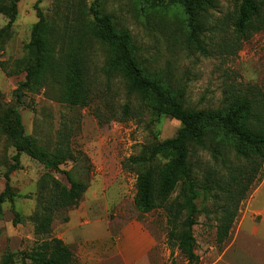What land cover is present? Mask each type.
<instances>
[{"label": "rangeland", "instance_id": "1", "mask_svg": "<svg viewBox=\"0 0 264 264\" xmlns=\"http://www.w3.org/2000/svg\"><path fill=\"white\" fill-rule=\"evenodd\" d=\"M36 1H19L11 32L0 44V107H18L26 133L44 146L54 148L60 134L63 135L74 157L61 164V172L52 171L62 183L70 185L65 171L77 179L89 174V187L79 204L58 211L51 236L63 230L70 213L72 223L78 225L84 215L77 212H98L99 220L94 226L99 237L106 236L108 219L114 237L110 242L114 243L122 224L136 219L155 236L158 251L166 254L165 264H187L184 254L169 241L165 208L139 211L134 203L136 171L122 168L126 158L141 155L153 144L174 136L181 122L168 115L153 114L129 94L123 77L106 69L105 45L89 36L76 39L71 9L80 0H41L39 5L44 15L58 24L56 44H71L87 54L90 101L85 106L69 105L60 101L51 88L37 92L23 89L22 62L28 53L32 26L38 20ZM84 1L89 11L90 5L99 0ZM156 4L150 0H106L104 11L113 16L119 28L129 31L145 66L163 72L174 88L182 89L188 106L222 107L230 92L247 94L257 101L264 99V30L237 41L233 48L226 45L234 38L236 0H217L216 7L209 9L210 19L201 38L205 52L187 44L186 25L180 14L166 12ZM8 19L7 14H0V29ZM127 102L132 112L126 116L123 107ZM15 152L7 136L0 134V192L5 188V173L14 162ZM196 160L203 168L214 164L207 151H200ZM88 162L91 169L86 172ZM239 163L246 165L244 159ZM46 171L40 161L22 153L20 168L11 172V185L17 195L13 203L7 201L3 205L0 262L6 253L14 251L17 253L12 264H21L22 251H31L49 239L35 234L30 219L37 205L38 183ZM177 193L178 190L172 196ZM197 203L201 210L194 235L199 264H264V253L258 247L261 238L252 233L263 218L264 162L259 179L240 203L229 236L221 246L216 242L218 220L214 202L199 199ZM12 206L24 217L22 221H14ZM230 246V251L221 258Z\"/></svg>", "mask_w": 264, "mask_h": 264}, {"label": "trees", "instance_id": "2", "mask_svg": "<svg viewBox=\"0 0 264 264\" xmlns=\"http://www.w3.org/2000/svg\"><path fill=\"white\" fill-rule=\"evenodd\" d=\"M20 0H0V14L9 17L0 29V44L11 32L18 15ZM106 0L94 1L87 11L84 0L72 4L71 20L78 41L89 36L107 47L106 69L117 71L127 83L130 95L141 101L153 114L178 119L181 126L172 137L153 144L141 155L122 161L123 169L136 171L134 203L139 211L150 212L164 207L168 217L169 241L176 244L187 264H199L194 225L198 222L202 202L215 204L216 242L221 246L229 236L240 203L259 179L264 162V99L256 100L239 92H230L226 103L215 109L188 106L181 88H174L163 72L152 71L139 57V50L127 29L119 28L113 16L104 11ZM162 10L180 14L186 25V41L205 52L202 35L210 19L209 9L217 0H150ZM232 22L234 38L227 42L233 48L237 41L248 39L264 30V0H236ZM35 3L38 20L33 24L28 53L23 60L25 80L21 87L29 92L51 88L56 97L69 105L85 106L90 101L88 56L71 44H56L58 24L49 20ZM88 15H92L88 17ZM123 112L131 107L127 102ZM0 134H5L16 152L8 167L5 188L0 192V219L5 202H14L16 192L10 174L20 168L21 154L40 161L48 171L39 180L37 205L30 216L35 234L49 239L31 251L21 252V264H76L72 247L57 236H51L58 211L79 204L89 187V174L77 179L65 171L70 185L62 183L54 172L74 155L62 134L54 148L40 144L28 135L18 107H0ZM200 151L210 153L214 161L203 168L195 158ZM244 159L246 165L239 161ZM91 163L86 164V172ZM178 193L173 197V193ZM15 222L23 216L12 206ZM68 220V217L65 218ZM17 252L6 253L0 264H12Z\"/></svg>", "mask_w": 264, "mask_h": 264}, {"label": "crops", "instance_id": "3", "mask_svg": "<svg viewBox=\"0 0 264 264\" xmlns=\"http://www.w3.org/2000/svg\"><path fill=\"white\" fill-rule=\"evenodd\" d=\"M84 217L80 223H72L71 213L63 230L57 236L70 245L78 264H165V252L158 251V243L152 232L138 220L122 224L116 242H110L113 234L107 219L106 236L99 237L95 222L98 212H77ZM262 221L253 228V235L260 236L258 247L264 253V212ZM80 215V216H81ZM107 215V212H105ZM98 219V220H97ZM232 247L226 248L223 258Z\"/></svg>", "mask_w": 264, "mask_h": 264}]
</instances>
